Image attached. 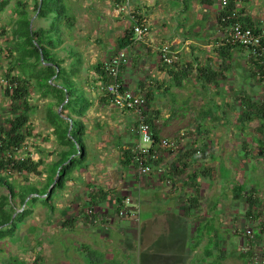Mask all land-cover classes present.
<instances>
[{
    "label": "crops",
    "instance_id": "0c3cea01",
    "mask_svg": "<svg viewBox=\"0 0 264 264\" xmlns=\"http://www.w3.org/2000/svg\"><path fill=\"white\" fill-rule=\"evenodd\" d=\"M71 1L78 4L80 0ZM120 1L84 0L83 12L80 15L73 13L76 19L73 38L86 37L85 27L99 24L93 29V35L100 33L104 41L110 43L106 44L103 54L91 62V78L87 86H83V104L86 106L80 117L83 135L85 133L81 153L83 163L81 171L76 170L69 182L83 185L89 197L97 195L99 189L107 192V202L115 203L116 198L126 196L123 193L130 194L131 199L135 198L139 203L140 211L143 209L140 194L148 189L153 193L150 196L153 200L149 196L144 200L151 206V215L147 221H141L140 213L138 219L122 217L123 224L120 221L115 224L109 218L103 222L96 219V215L94 218L85 216L83 226L76 229L83 235L80 242L70 243L75 260L80 264H85V260L88 264H210L205 260V256L208 259L210 255L206 246L213 242V248L223 249L220 254L224 262L226 256L231 255L225 249L234 244L229 243L230 237L227 241L224 239L222 228L225 227L210 225L212 215H207L205 210L212 204L207 206L202 201L201 186L206 182L211 188L216 177L225 174L222 177L225 181L231 171L223 167L226 164L214 160V145L208 136L217 138L224 133L230 143L234 129L215 132L219 124L229 123L230 118L234 121L235 116L240 120L249 111L247 104L251 100L244 84L249 77L246 74L258 76L256 60L247 49L231 42L230 29L218 19L222 11L220 0L216 10L211 8L214 0H193V9L200 11L196 16L191 12L189 18L188 6L182 0H131L127 14L117 9ZM91 4L99 9L98 17L92 15L95 7L88 11ZM236 6L248 21L257 27L264 26V0H236ZM130 11L149 25V32L143 40L133 41L125 48L128 61L122 66L119 78L126 89L148 94L144 114L156 136L179 141V147L174 151L160 148L158 160L151 163L146 175H140L134 161L125 157L134 153L137 135L133 127L137 114L112 104L110 96L101 90L110 78L105 81L94 69L97 62L105 63L119 49L117 40L130 24ZM110 36L115 43L111 42ZM164 44L178 56L172 64L161 60L160 48ZM236 81L240 86L233 84ZM235 89L237 94L234 96ZM236 97L242 102L240 110L235 106ZM207 105L210 108L206 109ZM200 120H214L218 127L215 129L216 124L212 127L214 132L202 128ZM220 149V146L216 148L217 151ZM243 149L246 150L244 145ZM227 158H230L228 154ZM228 167L232 166L228 164ZM230 187L235 188V183ZM133 192L139 197H134ZM201 209L203 215L199 213ZM226 225L234 235L233 224ZM206 226L212 230L211 235H206ZM221 232H224L223 237H220ZM92 236H98V239ZM60 244L56 247L57 255L66 246ZM90 250L98 251L97 255L102 256L89 257ZM82 254L83 261L80 259ZM198 255H201L199 262L195 258ZM60 257L55 264H60ZM227 264L236 263L232 258Z\"/></svg>",
    "mask_w": 264,
    "mask_h": 264
},
{
    "label": "rangeland",
    "instance_id": "374dc122",
    "mask_svg": "<svg viewBox=\"0 0 264 264\" xmlns=\"http://www.w3.org/2000/svg\"><path fill=\"white\" fill-rule=\"evenodd\" d=\"M16 1L17 0H9V4L2 12H0V32L3 30L1 29L2 27L6 29V33H0V48L1 46H6L8 42V31L16 17L13 10ZM83 1L84 0H80L78 4H74L73 1L66 0L72 12L77 13V15H80L83 12ZM182 1L188 6L187 18H189L191 12L196 16V12L200 11L193 9V0ZM218 2L219 0H214L211 6L213 10L217 9ZM92 5L93 4L89 6L88 11H92V7H95ZM112 9L114 14H116L117 12L115 9ZM117 9L119 8L117 7ZM93 10V17H98L100 13L99 9L95 7ZM254 10L255 9L253 8V11ZM124 13L127 14L126 10ZM195 16H193V18H195ZM33 20L36 26L45 25L43 20H37L35 17H33ZM95 27L98 28L99 24L85 27L88 32V35L86 36L87 38L84 35V37L79 35L76 38L66 37L67 42L82 55L83 63L81 64L80 73L78 74V77H75V80L82 83L83 86H87V81L91 78L89 76V66L91 62L95 57H100L105 51L106 44L110 43V41L105 42L103 35H99L100 33L93 35V29ZM110 38L111 42L115 43L113 37L110 36ZM58 53L61 59H63V65L68 68V64L71 60L67 57V51L59 50ZM6 63L4 55H1L0 80H2L3 69L5 68ZM246 76L249 77L244 84L245 92L249 95L252 102L251 107H254L255 103L264 101V75L261 80H259L257 78L258 76H255L253 73L252 75L246 74ZM233 84L236 86L239 83L236 81ZM237 86H240V84ZM235 94H237L236 89L233 91L234 96ZM236 98L237 100L235 101L237 102L235 106L240 110L242 102L238 97ZM80 101L82 103V98ZM30 102L32 109L30 112L29 126L32 135L28 138V145L24 146H26L25 150L30 151L35 159L42 160L44 164L39 166L40 175L29 174L27 179H25L24 176H19L17 174L14 175V177L18 182H32L36 186H40L46 180V164L57 159V152L60 148L56 143L55 136L52 134V127L46 120L47 99L42 98L40 94L38 95L31 89ZM208 108H210L209 105H207L206 109ZM12 115L13 112L11 111L10 102L0 90V122L5 118L12 117ZM228 122L229 123L225 125H218L214 120H200V123L203 125L202 128H210L213 132L214 129L212 127L215 124V129L219 126L217 129L218 131L216 130L215 134L226 132L228 128L230 130H235V134L231 138L229 144L227 142L229 139L224 137V133L217 138H211V136H208L212 145H214V147H212V150H214L212 154L215 156L214 160L221 162V164H226L223 167L226 166L231 172L230 175L225 177V181L222 180V177L226 176L225 174H223L224 176L219 175L218 178L216 177L211 188L209 183H203L201 186L203 189L202 201L206 202L207 206H209L210 203L212 204L205 210L207 215H212L209 220L210 225L213 224L215 228L225 227L222 228L225 230L224 239L227 241L230 237L228 239L229 243L234 244L225 249L231 255L226 256L227 260L224 262L222 261V256L220 254L223 249L213 248V242L207 244L206 249L209 251L210 255L208 259H206L205 256V260L210 264H227L232 261V258L236 264H245V260L247 259L241 257V252H245L246 250H249L252 256L258 258L264 257V157L259 153L261 151V146L258 143L259 140H264V130L262 132L259 131V121L255 118L250 122L246 121V125L244 126L238 121L237 116H235L234 121L230 118ZM75 132H77V130ZM75 135V137H79L77 133H75ZM87 135L88 133L86 131V144L88 146L89 142ZM84 136L85 133L81 138L82 142ZM243 145L246 147V150L243 149ZM219 146L221 149L217 151L216 148ZM227 154L228 157H230L229 160ZM82 163L83 162L80 161L77 165ZM228 164L232 167H228ZM234 183L237 185V188L230 187ZM82 186L73 181H66L64 187L58 191L52 199V210H49L48 207L41 202H37L31 206L29 205L31 212L23 221L16 224L14 235L0 240V264H55V262H58L60 255H63L60 257V264H80L75 260L74 250L72 251L70 243L80 242L83 235L80 232L77 233L76 229L83 226L86 221L85 216H87L86 218H94L93 216L96 215L95 218H100L103 222L109 218L115 224L119 223V221L122 224L125 223L124 219L118 215L114 201L107 202L106 199H104L102 200L103 203H99L97 208L90 209L86 204V202L89 201V195L88 193H85L86 191ZM251 190L254 191V196L258 198L259 203L251 208L250 212L252 216L246 217V211L248 210L246 197ZM236 191L239 193H236ZM2 194H7L4 187H0V195ZM234 194L238 195L239 198L234 196ZM122 195L129 196L133 199L130 194L123 193ZM133 195L134 197H139L137 192H133ZM148 196L150 200H153L150 198V196H153V193L149 192L148 189L143 190L140 194L141 200H143V209L140 211L141 221H147L151 215V206H149L146 203V200H144L145 198L148 199ZM13 201L15 202L14 206L17 210L19 208V200L16 198ZM27 204L28 202H26L24 206L27 207ZM19 210L21 209H18V211ZM199 213L203 215L204 210L201 209ZM226 224H233V230L235 231L234 235L231 232L232 230L227 229L228 226ZM247 229L251 230L250 236L245 232ZM205 230H207L206 235H211L212 230H210L208 226L205 227ZM223 233L224 232H221L220 237H223ZM92 237L98 239V236ZM60 243H64L66 246L63 247L62 252L60 250V255H57L58 249L56 247ZM111 251L112 253H115L114 250ZM97 252L98 251L90 250L89 257L91 255L101 257L102 254L97 255ZM83 258L85 257L82 254L80 258L81 261L84 260ZM195 258L199 262L201 260V255H198ZM132 259L135 260L134 257ZM196 259H194V261ZM85 264H88L87 260H85ZM248 264L257 263H252V261L248 259Z\"/></svg>",
    "mask_w": 264,
    "mask_h": 264
},
{
    "label": "trees",
    "instance_id": "16d2710c",
    "mask_svg": "<svg viewBox=\"0 0 264 264\" xmlns=\"http://www.w3.org/2000/svg\"><path fill=\"white\" fill-rule=\"evenodd\" d=\"M8 4L9 0H0V12ZM13 10L16 17L8 31V42L0 48V56L4 55L7 62L0 80V90L8 98L13 112L12 117L0 122V187L7 191V194L0 195V240L14 235L16 224L31 212L29 205L41 202L49 210L53 209L54 195L64 187L66 181L71 180L76 170L81 171V164H77L81 161L84 149L81 140L84 128L80 117L84 115L86 106L83 104V84L75 80L83 60L82 55L66 40V37H72L75 15L66 0H17ZM241 11L237 9L236 0H228L218 19L228 29L234 22L256 27L242 16ZM134 15L140 20L137 14ZM33 17L43 20L45 25L36 26ZM130 19L129 26L124 29V35L117 40L119 49L126 48L133 42L134 19ZM1 29L3 30L0 33H6V29ZM233 44L239 46L236 42ZM59 50L67 51V57L71 60L68 68L63 65ZM262 60L263 63L261 58L255 61L259 80L264 75V56ZM94 69L105 81L108 80L104 63L97 62ZM31 89L47 99L46 120L52 127V134L60 148L57 159L46 164V180L40 186L32 182H18L14 177L17 174L27 179L29 174L40 175L39 166L44 164L42 160L35 159L30 151L20 150L24 145H28V138L32 135L29 126L32 109ZM144 96L147 105L149 96L147 93H144ZM247 105L249 111L238 121L244 126L246 121L250 122L255 118L259 121L258 129L262 132L264 101L255 103L254 107H251L252 102ZM75 133L79 137H75ZM154 136L158 137L155 133ZM258 143L261 146L259 153L264 157V140H259ZM125 157L128 161H134V153H128ZM96 194L86 202L90 209H94L106 199L107 192L99 189ZM254 194L251 190L246 197V217L252 216L251 208L259 203ZM235 196L238 197L236 194ZM16 198L19 200V211L14 206L13 200ZM121 201L119 197L116 198V211L119 210ZM26 202L27 207L24 206ZM241 257L248 260L252 254L246 250L241 252Z\"/></svg>",
    "mask_w": 264,
    "mask_h": 264
},
{
    "label": "built area",
    "instance_id": "2783aa9c",
    "mask_svg": "<svg viewBox=\"0 0 264 264\" xmlns=\"http://www.w3.org/2000/svg\"><path fill=\"white\" fill-rule=\"evenodd\" d=\"M228 0H221V7L227 4ZM131 0H122L117 4L119 11L124 12L130 6ZM133 21V41L143 40L149 32V25L136 18L134 12H129ZM231 42L239 44L250 53V55L263 63L264 56V26L251 27L243 26L240 22L232 23L230 27ZM161 60L166 64H172L178 58L177 54L171 50L168 44H164L160 48ZM127 54L125 48L118 49L105 63L104 70L110 80L101 86L102 92L110 96L113 105L125 110L135 111L137 121L133 130L137 135V142L134 146V162L138 168L140 175H146L150 170L151 163L159 158L160 148H168L172 151L178 148L179 141L176 138H159L155 137L151 124L147 121L144 114L146 104L145 96L134 93L126 89L123 83L119 80V73L123 65L127 63ZM264 70V69H263ZM23 146L20 150H25ZM140 206L137 201H133L129 196L122 199L118 210L120 217H139ZM247 235H251V230L247 229ZM252 263L261 262L264 264V257L258 258L252 256Z\"/></svg>",
    "mask_w": 264,
    "mask_h": 264
}]
</instances>
